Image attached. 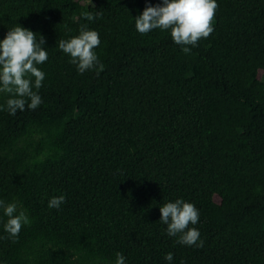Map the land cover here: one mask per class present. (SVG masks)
Here are the masks:
<instances>
[{
  "label": "trees",
  "instance_id": "16d2710c",
  "mask_svg": "<svg viewBox=\"0 0 264 264\" xmlns=\"http://www.w3.org/2000/svg\"><path fill=\"white\" fill-rule=\"evenodd\" d=\"M161 2L0 0V40L20 25L48 52L38 108L0 110V199L31 221L13 242L0 209V264H264V0H217L190 54L169 30H136ZM84 24L99 75L58 47ZM181 198L203 247L160 222Z\"/></svg>",
  "mask_w": 264,
  "mask_h": 264
},
{
  "label": "clouds",
  "instance_id": "9594fccd",
  "mask_svg": "<svg viewBox=\"0 0 264 264\" xmlns=\"http://www.w3.org/2000/svg\"><path fill=\"white\" fill-rule=\"evenodd\" d=\"M219 5L217 0H162L155 6L148 5L135 17V28L141 34L154 29L169 30L171 39L185 54H190L191 47L198 45L201 39H207L214 31L213 21ZM85 18L92 19L85 13ZM45 39L41 35L20 25L8 30L0 40V93H7L9 98L0 110H7L11 115L17 111L35 110L42 103L38 90L42 87L45 73L37 67L48 59L47 49L43 47ZM100 45L99 33L81 25L79 34L68 39H60L58 47L70 56V63L77 66L83 74L90 69H104L94 51ZM35 88L37 91H34ZM30 101V102H29ZM66 200L64 195L53 196L48 201L49 208L59 209ZM0 209L7 217L3 227L10 237L18 238L24 225L31 223L24 210L17 213L16 203H6L0 199ZM160 222L166 225L167 234L177 237L182 245L203 247L200 232L195 227L199 222V210L193 203L184 199L165 202L160 206ZM165 259L171 261L173 254L167 253ZM115 264H125L122 253H116Z\"/></svg>",
  "mask_w": 264,
  "mask_h": 264
}]
</instances>
